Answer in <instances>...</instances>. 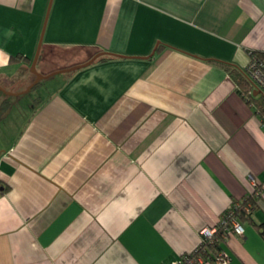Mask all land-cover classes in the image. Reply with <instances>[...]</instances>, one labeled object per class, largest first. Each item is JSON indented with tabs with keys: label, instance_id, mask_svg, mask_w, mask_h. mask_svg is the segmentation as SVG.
<instances>
[{
	"label": "crops",
	"instance_id": "1",
	"mask_svg": "<svg viewBox=\"0 0 264 264\" xmlns=\"http://www.w3.org/2000/svg\"><path fill=\"white\" fill-rule=\"evenodd\" d=\"M45 20L39 72L101 55L21 108ZM254 51L264 0H0V112L30 111L0 123V264H170L255 192L224 248L264 264V124L219 63Z\"/></svg>",
	"mask_w": 264,
	"mask_h": 264
},
{
	"label": "built area",
	"instance_id": "2",
	"mask_svg": "<svg viewBox=\"0 0 264 264\" xmlns=\"http://www.w3.org/2000/svg\"><path fill=\"white\" fill-rule=\"evenodd\" d=\"M245 77L252 83L253 90L256 95L264 96V62L260 57L251 53L250 60L248 63L241 68ZM257 184L255 183V186ZM259 192V191H258ZM256 194H258L256 192ZM240 207V203H236L235 206L229 209L225 215L222 216L219 223L213 227L207 226L200 230L201 241L199 245L191 252L180 258L172 261L170 264H205L210 261L205 259L207 250H209V244L216 240V233L218 231V225L225 231L223 237H227L231 232L237 234L245 233V226L237 219L235 211ZM247 205V209H249ZM230 260V255L226 249H221L218 252V257L216 258L214 264H226ZM211 262V261H210Z\"/></svg>",
	"mask_w": 264,
	"mask_h": 264
},
{
	"label": "trees",
	"instance_id": "3",
	"mask_svg": "<svg viewBox=\"0 0 264 264\" xmlns=\"http://www.w3.org/2000/svg\"><path fill=\"white\" fill-rule=\"evenodd\" d=\"M253 53L257 54L262 62H264V52L263 51H254ZM221 65H223L226 70L229 72V74L232 76V78L237 83V86L239 88V92L241 96L246 100L249 105H252L255 107L256 112L260 115L263 124H264V96L263 95H256L255 91L253 90L252 83L245 77V75L242 72V69L234 66L232 64L226 63V62H219ZM41 83L38 82L33 88H36ZM257 201H258V194L253 193L247 197H244L240 199L239 201H233L231 205L226 209L225 213L233 208L236 203H240V207L238 210L235 211L237 219L242 223V220H249L252 219V213L253 210L257 207ZM247 205H249V209H247ZM255 225L259 227V229L264 234V222L256 223ZM223 228L218 225V231L215 234L216 240L213 243H210L209 250H207V254L205 256V259L210 260L211 262H215L216 258L218 257V252L221 249L224 248V244L227 242V237H223L224 234Z\"/></svg>",
	"mask_w": 264,
	"mask_h": 264
},
{
	"label": "rangeland",
	"instance_id": "4",
	"mask_svg": "<svg viewBox=\"0 0 264 264\" xmlns=\"http://www.w3.org/2000/svg\"><path fill=\"white\" fill-rule=\"evenodd\" d=\"M65 51L66 52H64V51L62 52V51L57 50L56 53L62 52V54H65V53L75 52V51H67V50H65ZM37 70H38V68H37ZM58 70L59 69H57L53 72H57ZM60 75H62V74H60ZM56 77H58V74L50 76L49 78H44V79H42V83H41V84L44 83L43 85L37 86L36 88H33L28 92L20 93L17 95H11L10 100L12 101L13 104L15 103V104H17V106L20 105L21 108H27V107H28V109L32 108L35 103L33 100H31V98L39 97V95L44 96L46 94V91H47L46 89L50 90V88L46 87V85L55 82V80L57 79ZM19 86L20 85H18V81H16V78L15 79L12 78L11 82L4 83V85H3V87L7 91H11V92H19V90H18ZM14 90H18V91H14ZM23 90H24V87L20 91H23ZM20 107H18V108H20ZM11 109H12V107H8L4 112H2V113L0 112V114H1L0 123L3 121L2 122L3 126L8 127L9 125L12 126L14 123H16V121H24L26 119V117L30 114V111L25 110L24 115L20 113L19 116L16 117V114L14 113L13 110H12V112H10ZM8 112H10V113L8 114ZM4 116H6V117L3 118ZM17 124H18V122H17Z\"/></svg>",
	"mask_w": 264,
	"mask_h": 264
},
{
	"label": "water",
	"instance_id": "5",
	"mask_svg": "<svg viewBox=\"0 0 264 264\" xmlns=\"http://www.w3.org/2000/svg\"><path fill=\"white\" fill-rule=\"evenodd\" d=\"M46 20H47V17H46ZM46 20H45V25H44V28H43V31H42V34H41V39H40V42H39V45H38V48H37V51H36V55L34 57L32 65H31V69L36 74V78L23 91H20L19 93H16V94H20V93H24V92L30 91L39 81H41L42 79L47 78V77H49V76H51V75H53L55 73L67 72V71L76 70V69L82 68L84 66H87V65L91 64L93 61H95L96 58H98L101 55V54L95 55L94 57H92L91 59H89L88 61H86L84 63H80V64L74 65V66L66 68V69H61V70H58L57 72H52V73H49V74L40 73L37 70L36 65H37V61H38V58H39V55H40L41 46H42V42H43V33H44V30H45V26H46Z\"/></svg>",
	"mask_w": 264,
	"mask_h": 264
},
{
	"label": "flooded vegetation",
	"instance_id": "6",
	"mask_svg": "<svg viewBox=\"0 0 264 264\" xmlns=\"http://www.w3.org/2000/svg\"><path fill=\"white\" fill-rule=\"evenodd\" d=\"M40 82V81H39Z\"/></svg>",
	"mask_w": 264,
	"mask_h": 264
}]
</instances>
